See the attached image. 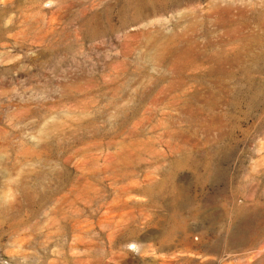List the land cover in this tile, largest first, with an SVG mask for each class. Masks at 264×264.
<instances>
[{
    "label": "rangeland",
    "instance_id": "1",
    "mask_svg": "<svg viewBox=\"0 0 264 264\" xmlns=\"http://www.w3.org/2000/svg\"><path fill=\"white\" fill-rule=\"evenodd\" d=\"M0 264H264V0H0Z\"/></svg>",
    "mask_w": 264,
    "mask_h": 264
}]
</instances>
